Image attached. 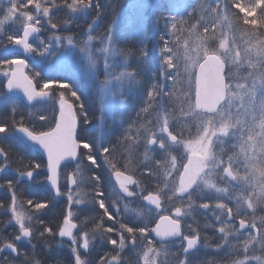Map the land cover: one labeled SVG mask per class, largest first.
<instances>
[{"label":"snow or ice","instance_id":"snow-or-ice-1","mask_svg":"<svg viewBox=\"0 0 264 264\" xmlns=\"http://www.w3.org/2000/svg\"><path fill=\"white\" fill-rule=\"evenodd\" d=\"M235 7L244 14V24H251L254 28H264V0H253L249 5L236 4ZM53 7H58L55 3ZM64 7L71 13L67 20L64 21V26L68 27L69 22H75L77 16L88 18L91 13H95V17L91 19L86 31L87 39L81 42V49H86L88 42L93 40V32L95 26L103 19L105 9L101 5L100 0H65ZM187 10L192 7L195 11V6L183 5ZM202 9H207L203 3L200 4ZM218 7V6H217ZM34 8V15L25 9ZM257 9L260 10V18L257 20ZM210 11L215 12L217 8H211ZM3 12V18L0 19V46L14 45L22 48L26 54L39 53L40 55H51L48 45L39 36L42 31L41 19L49 17L50 9L41 4L40 0H7L4 8L0 9ZM191 16V13H189ZM248 17H253L249 20ZM201 20L204 18L201 17ZM227 19V17H225ZM7 21L19 23L22 26V35L10 34L3 35V25ZM50 27L57 29L59 25L51 22ZM115 23V21H113ZM170 26L172 30L177 29V17L170 18ZM200 23V21H197ZM210 25L205 23L203 31L208 33ZM192 29L196 25L191 26ZM196 35L195 47L185 43L183 49L184 73L187 74L188 88L184 103L187 105V112L181 108L183 115L192 116L198 120L197 131L194 137L185 139V130L180 128L176 130V126L170 123L169 118L165 115L162 122L160 119L161 113H167V103L175 92L176 86L180 83V63L179 54L174 47L169 45V42H164V47L159 49L160 53L165 50L169 53L167 57L159 55L160 67L155 72H148L147 65L149 62L148 46L145 43L139 48V61L144 66V74L148 76L147 80L142 79L140 70L125 69L119 74L112 72L111 68L115 62V45L117 38L109 29L100 39L101 48L97 51L101 53H109L111 50L112 56H105V79L100 81L101 85L112 82L117 85V91L112 92L113 98L120 96V104L125 105L123 90L127 88L129 96L139 95L142 101V107L136 113L137 117L141 113L147 112L149 108H153L157 119L155 122L147 121V127L140 132L143 137L142 146L145 151L146 159L140 162L138 171H147L150 176L157 178V186H163L161 190L155 194H148L143 197L148 204L155 205L160 208L161 197L167 198L175 206L173 215H162L155 228L148 229L147 226H128L124 222H120L119 241L112 237L101 236V240L105 243L119 247L123 252L126 243L131 244L130 251H135L137 248L138 238L141 244L146 242V248L143 254L144 264H155V260H150V254L160 255V252L151 247L153 240L149 238V231L155 233L159 238L161 250L165 249L169 238H181L182 256L177 257V264H213L210 261L195 262L190 259L195 256L201 248H207V241L201 244V236L199 230L193 227V224H187L191 234L182 233V222H187L186 218L193 216L194 208L199 207L203 210L213 208V215L220 222L217 231L220 233L222 243L216 245V251L224 250V246L228 245L229 254L236 249V245L232 243L229 237L238 238L247 233L243 239V259H237L232 264H249L250 261H255L256 264H264V216L257 218L256 210L260 208L264 211V40L256 33L251 35L256 37V43L252 44L244 50H236L235 47H229L227 39H221L216 45L212 41L215 39V34L212 36ZM30 39L39 41L40 47H34L30 43ZM57 44H63L67 40L69 46H75L76 42L72 36L61 37L53 35L49 37ZM163 39V38H162ZM6 41V43H5ZM67 50V49H66ZM193 52L195 53L193 55ZM126 59V58H125ZM8 65H16L14 71H5L3 76L7 77V90L9 93L14 91L22 92L28 102H32L37 98H48L53 100V107L49 116H40L41 120L46 122V131L29 130L21 125L17 130L23 133L33 145L38 146L47 156V173L48 180L52 188L56 189V196L61 193L57 188L58 175L63 162V169H74L73 175L83 172L85 168L92 171L88 167L89 164L96 165L101 154L109 156L115 150L112 145L105 146L102 140H82L77 133L78 122L81 125L91 124L84 103L81 101L80 95L68 82H59L55 84L57 89L67 90L61 91L58 98L53 91L51 94L49 89L52 88L53 82L45 80L40 85V90H37V85L34 84V79L40 75L35 73L33 77L20 72V68H27L28 65L24 59H8L5 61ZM226 65L228 71L226 72ZM173 69L175 71H173ZM198 69V71H196ZM241 69H246L242 72ZM98 79V77H97ZM172 84L169 85L168 81ZM143 93L140 95V93ZM68 95L72 97L69 101ZM58 100V108L56 103ZM239 101V104L234 103ZM235 109V112H233ZM16 111L15 107L12 109ZM78 117H83L78 121ZM103 117V111H100V118L96 128H99L100 119ZM245 117L247 119H245ZM54 125V126H53ZM121 127L123 124L121 123ZM259 131H256V129ZM0 134H10V129L5 124H0ZM122 137L127 140V134L122 133ZM215 138V139H214ZM118 138V142H119ZM229 139H238L240 142V153L244 154V161L240 162L238 154L227 155L225 160L226 148L228 147ZM139 143V137H137ZM233 148L235 144L231 145ZM184 149L185 155L179 156L178 150ZM87 151H82V150ZM78 150H81L78 152ZM251 150V155H249ZM0 157H4L0 163V173L7 174L9 164L6 158V153L0 149ZM186 157V163L184 162ZM179 162V167H178ZM105 163H111L105 161ZM163 166V171H160V166ZM40 163L33 164L29 161V169L20 171L15 179L6 181V186L12 192V218L15 224L18 225V232L6 238L0 236V264H29L33 260L36 245L33 243L34 230L30 225L25 224V220H32L31 216L25 217L22 213L16 210V192L15 188L20 181L27 177L32 178L37 169L42 168ZM98 167H102L99 166ZM115 168V164H112ZM240 167L244 168V174L241 175ZM176 173V178L169 180V177ZM115 175L119 179L123 174L116 171ZM134 174H129L123 177L120 182V188L126 198L138 197L137 188L140 183L137 179H133ZM223 181L226 186L221 187L215 180ZM92 179L96 181V197H104L105 193L100 190L101 176H94ZM71 183H76V180L69 177ZM84 177L81 175V181ZM129 185L137 187L130 188ZM4 187V185H0ZM214 191L217 196V201L214 204L201 202L197 205L196 198L203 200L207 192ZM235 192V212L227 203L220 202V195H228L232 197V192ZM79 196L80 193H77ZM69 202H72V195L69 193ZM83 198L77 199L75 203H83ZM92 203H99V207L104 209V215H107L109 220L113 219V214L109 213L106 207L105 199L98 201L93 198ZM117 203L119 201H116ZM131 202V201H130ZM30 205L32 201L28 202ZM246 206V207H245ZM37 213L49 208V202H37L34 205ZM215 210H219L217 213ZM248 210H251L250 212ZM7 211V209H5ZM125 211H128V205L125 204ZM226 213L227 220H222L221 216ZM116 215H119L117 210ZM74 213L69 210L63 219V224L58 229V236L67 237L72 242L70 249L74 260L73 264H85L81 257V253L77 247H80L87 252L90 248L92 240L89 238L87 231L78 241L77 236H74L73 229L77 228V224L73 222ZM238 219V227L235 224H228L227 221H235ZM259 219V224L257 223ZM205 227H213L206 224ZM108 233L114 231L109 227L105 230ZM127 233V237L124 233ZM50 236L57 235L50 227H45L38 233L39 237H44L45 234ZM139 233V237L137 236ZM95 238V236H93ZM82 241V243H80ZM27 242L32 247V253L24 252L21 255L20 244ZM186 242V243H185ZM45 247L49 246L45 244ZM252 252L249 255V252ZM256 251L260 255H256ZM119 254L112 257V264H119ZM34 264H42L39 259L34 260ZM59 264V262H57ZM100 264H109L107 260L102 259Z\"/></svg>","mask_w":264,"mask_h":264},{"label":"trees","instance_id":"trees-1","mask_svg":"<svg viewBox=\"0 0 264 264\" xmlns=\"http://www.w3.org/2000/svg\"><path fill=\"white\" fill-rule=\"evenodd\" d=\"M50 1H52L53 4L55 3L58 7H54V9L51 10L47 19L48 29L47 27H42V31L39 34L40 37L44 36L45 31L47 32L48 30H50L49 21L55 22L59 25L57 29L53 30L60 36H73L74 33H77L76 37L80 34L83 35L82 30L85 29L86 26L90 23L91 19L95 17V13L93 12L90 14L86 21L76 18L75 22H69V26L66 28L64 26V21L67 20L70 15L69 11L64 7L65 0ZM106 1L108 2L107 4L105 3ZM131 1L132 0H100V3L106 9L108 6L109 9L113 8L112 13L115 14L118 8L122 9ZM251 2H253V0H163L162 3L156 5V7L154 8L152 17H149V15H147V17H144V15L142 14L136 19H133L130 23L122 21L121 25L119 24V27H117L114 33L117 38L115 52L120 58L124 60V62H126L127 70H140L142 79L147 80L148 76L144 74V66L141 65L139 61V48L141 47V44L145 43L148 46V72H155L160 67L161 62L158 59L159 55H163L165 57L169 55L166 50L163 53L159 52V49L164 47L165 41L169 42V45L175 48V50L179 54V70L181 73L180 83L176 86L172 98L168 100L167 103L168 114H171L170 111L173 110L178 111L177 114L172 117V121L173 123H175L178 115L181 112L180 109L184 108L182 106L183 103H179V97H182L183 95L186 96L185 91H187L188 88V86L186 85V77L184 76L182 67V48L183 44L189 38V34L191 33L190 31L192 30L191 26L195 24L196 28L193 29V34L198 32L202 37L212 36L214 33L215 39L212 42L217 45L223 36L221 18L219 14L221 8L224 7L225 10L223 14L225 13V15L228 16L230 26L233 29V35L244 33L256 40V37L252 36L251 34L256 33L257 36H259L260 33H264V28H260L258 26L254 28L251 24H244V14L239 11V8L234 6L236 4L249 5ZM201 3L205 4L207 6V9H202L200 7ZM183 5L195 6V11H193L192 7H188L187 10H185V8L182 7ZM211 8H217V11L212 12L210 11ZM189 13H191V16H189ZM260 15V10L257 9V16L255 18L259 20ZM108 16L109 14L104 12L103 19L97 26H95V30L93 32V40H97L107 31L106 24L110 23L108 20ZM173 16L177 17L178 21L176 30H172L169 23L170 18ZM201 17H203L204 19L201 20ZM248 19L252 20L253 17H248ZM197 21H200V23H197ZM87 22L89 23L87 24ZM205 23L211 26L208 33H205L203 31V25ZM83 39L84 36L79 40L78 38H76L75 42L78 43V41ZM260 39L264 40V36H260ZM44 40L46 44L50 43L48 37H45ZM52 54H54V52ZM0 56H2L1 60L3 62L8 59H13V57L8 52L3 53ZM36 58L37 54L35 56L34 62L29 63L27 74L30 78L33 77L35 73H37V71L34 72V70L31 69L32 66H36ZM5 68H10V65L6 64ZM37 68H39L38 73H40V75L33 81L34 84L37 85V89L40 88V85H42L45 80L52 81L53 84L59 82H68L77 91L78 95H80L81 101L84 103L85 109L92 121L91 124L87 125H81L78 122L77 133L79 134L80 138L82 140H93L99 137V139L102 140L105 146L112 145L115 147V150L111 153L110 156L108 154H101L100 158L97 160L96 165H88V167L92 169L91 172L88 171V168H85L82 172L86 179V187L84 193L87 196L88 204L87 206L80 208L76 212L74 222L77 224V230L75 231L74 236L78 237L79 235H83L84 231H87L89 236H95V238L97 239V241L93 243V246L88 253H81L82 259L85 261V264H100V261L102 259L106 260L109 255L114 256L119 254V264H141V260L145 251L144 248H146L147 245H142L139 238L137 240V248L134 252L130 251V243H126L123 252H121L120 250H118V245L113 246L111 244L105 243L101 240L100 237L110 236L119 241L120 222H124L128 226H147V228L150 230L160 216L170 214L169 211L166 212V208L162 205V201L164 200V197L162 196L159 209H149L147 215H145L142 219L135 221L134 215L132 216L126 213L124 209L126 200L121 193L120 195H117L111 179L112 173L114 171H126L136 175L141 179V182L143 184L141 188L144 193L153 194L161 190V186H156L157 178L155 176H150L147 171H143V174H141V171H138L140 162L143 161V153L145 154L144 148L142 146L143 137L139 134L144 130L145 127L148 126L146 123L147 121L154 122V109L149 108L147 112L141 113V115L137 117L136 113L142 107V101L140 100L139 95H124V97H126V105L122 113L123 117L121 120H119L120 124L113 129H111V124L107 125L105 128V133L100 135L99 129L96 128L98 116V111L96 108V95H94L91 90L86 92L81 83L77 84V82H75V78L70 74L63 77H61L60 74L56 75L55 73L53 75H50V73L46 71L47 69L38 67V63ZM173 71L175 70L173 69ZM78 77L80 78L81 74H79ZM4 82V77H2L0 81V93H4ZM168 83L169 85H171L172 81L169 80ZM49 90H51L52 92L55 91L56 95L58 94V92L60 93L61 91H67L63 89H57L54 86H52V88ZM124 93L127 94L128 91H125ZM142 94L143 93L141 92L140 95ZM68 99L69 101H72V97L70 95H68ZM8 100H10V104L8 106H3L4 108L0 110V124L7 125L12 136V140L4 139L5 137H0V149H3L5 151L6 158L9 164V172H7V174H4L0 180V185H4V187H0V236L11 238V236L16 234L15 227L12 225L9 215V208L12 203V192L8 190L6 181L9 179H15L18 172L20 171H24L26 169L30 170L29 161H31L33 164L40 163L43 165V167L38 169L39 174H35L29 182L22 179L15 188L17 197L16 201L19 204L21 211L24 212L27 217H32V220L29 221V225L34 230L32 239L33 243L36 245V249L33 260L30 261L29 264H34L35 259H39L42 264H57V262H59V264H73L74 259L69 250V243L63 239L58 238L57 236L58 229L63 223V219L67 215V208L63 204L61 195L58 198H55L52 193L44 186L43 179L45 173L43 160H41L36 153L30 151L12 133V130L14 128L20 127L21 125L27 127L29 130H34L37 132L48 130L46 122L44 120H41L39 117L49 116L51 114L53 100L50 99L49 102L45 105L36 104L30 107L26 106L18 99L8 98ZM179 104H181V106H177ZM13 107H15L16 109L14 113L12 111ZM35 107H40L41 112L34 115H30L29 113H27L28 109ZM78 118L79 120L83 119V117ZM121 123L123 124V127H121ZM122 133L127 134V140L122 137ZM137 137H139V143H137ZM118 138H120L119 142ZM3 160L4 157H0V163H2ZM105 161H110L111 163H105ZM112 164H115V168L112 167ZM98 165L102 167H98ZM65 171V169L60 170V178H63ZM94 176L102 177V180L100 182V190L105 193L104 197L95 196L96 181L95 179H92V177ZM36 177L37 182H35ZM148 178L151 181H147ZM37 183H39L38 193ZM59 191L62 194L63 190L60 184ZM93 198H95V200L97 201L99 199H105L106 207H108L109 213L113 214L112 220H109L107 215H104V209H101L99 207L98 202H91L93 201ZM29 201H32L31 205L28 203ZM116 201L119 202L117 203ZM37 202H49V208L42 210L41 213H37L34 207L35 203ZM201 202L207 201L202 200L198 202L197 205ZM140 205L143 204L140 203L139 206ZM172 206H174L173 208H175V206L178 205ZM5 209H7V211H5ZM117 210H119V215H116ZM211 210L212 208L205 211H201L200 209L195 210L194 218L193 216L191 217L192 220L190 224H193L194 219L195 223L193 224V227L199 230L201 236V244H203L206 240L209 245L208 248H205V253H201L200 250L197 255L190 257V259L195 262L206 260L215 264L219 258L217 256L214 257V254L212 253V249H216V245L218 243H222V241L220 240V233L217 231L219 227L215 226L213 220L210 218ZM233 223L235 224L234 221H231L228 224ZM206 224L213 225V227H205ZM45 227H50L53 232L57 233V235L50 236L46 233L44 237H39L38 233ZM109 227L114 229L112 233H108L105 231ZM182 233L186 234L183 226ZM124 235L127 237L128 234L125 232ZM137 236L139 237V233H137ZM239 237L241 238H237L236 242L238 244V250H240L241 246H243L242 241L245 238V233ZM149 238L151 239L150 231ZM180 243L181 239L167 242L165 249L161 250L160 243H156L153 241L151 247L160 252L159 256L154 255L155 264H177V257L183 255L181 252V247L178 246ZM45 244H47L49 247L46 248ZM19 247L21 248L22 257L24 252H28L30 254L32 253V249L30 250V248L32 247L29 244L27 247L23 244H20ZM226 252L229 253L228 245H225L224 250L215 255H222L229 258L230 254H225ZM231 252L232 255H234L236 250H233ZM199 253H201V256H199Z\"/></svg>","mask_w":264,"mask_h":264},{"label":"rangeland","instance_id":"rangeland-1","mask_svg":"<svg viewBox=\"0 0 264 264\" xmlns=\"http://www.w3.org/2000/svg\"><path fill=\"white\" fill-rule=\"evenodd\" d=\"M162 1L163 0H132L126 6H124L122 9L118 8V10L115 14L112 13L113 8L109 9L108 8L109 6L107 7V9L104 8L105 13L109 14L108 20L110 23L106 24L107 31L109 29H111V31L114 34L117 27H119V24L121 25L122 21H126L127 23H130L133 19H136L137 17H139L142 14L144 15V17H147V15H149V17H152L153 16L152 14L154 12V8L156 7V5L162 3ZM6 2H7V0H0V9L4 8ZM40 2L42 5L49 7L50 12H51V10L54 9L52 1L40 0ZM105 3L107 4L108 2L106 1ZM25 10L32 12L34 15H37L35 13L34 8H28ZM224 10H225L224 7L221 8V11L219 14L220 18H221V25H222V30H223L222 39H227L229 47L230 48L235 47V49L241 51V53L243 55L244 50L248 47H251L252 44H255L256 40L252 37H249L247 34H244V33H238L236 35H233V33H232L233 29L230 26L228 16L225 15V13L223 14ZM69 15L71 16L72 14L69 13ZM225 17H227V19H225ZM2 18H3V12H0V19H2ZM39 18L41 19V27H47L48 26V20H47L48 17H43L42 14H39ZM76 18L79 20L80 19L84 20V21H86L88 19V18H84L82 16H77ZM113 21H115V23H113ZM88 23L89 22H87V24ZM88 25L86 26V28L84 27L85 29L82 30L83 35L80 34L76 37L77 33L73 34L72 37L74 38V41H76L75 40L76 38H78V40H79L83 36H84L83 40L87 39L86 31L88 29ZM2 27H3V35L4 36L10 35V34L20 35L22 32V26L19 23H14L12 21L5 22V24ZM47 29H48V27H47ZM190 32L191 33L189 34V38L185 43L191 45L194 48L195 42H196V36H195V34H193V29ZM53 35L60 36L57 32H55L50 27V30H48L47 32L45 31L44 36H42L41 38L44 40L45 37L49 38L50 36H53ZM61 37H63V36L61 35ZM83 40L78 41V43H76L75 46L73 47V46H69L67 44L66 39L64 40L63 44H57L56 41L49 39L50 43H48L47 45H48L51 53L54 52V54H52L51 56L48 54H45L42 56L39 53H34V55L36 56V54H37L36 62L38 63V67L47 69L46 71L48 73H50V75H53L55 73L56 75L60 74L61 77H63L65 75L70 74L75 78V82H77V84L81 83V85L84 87L86 92L91 90L92 93H94V95H96V97H97L96 108L98 111L97 122H98V118H100V111L101 110L103 111V117H102V119H100V124H99V128H98L100 131L99 132L100 135H102L103 133H105V128L107 125L111 124V126H112L111 129H113L120 124L119 120H121L123 117L122 113H123L124 107L126 105V99H125V105L122 107L120 104V96L117 95L115 98H113V96L111 94L112 92L117 91V85L115 83H112V82H108V83H105L103 85H101V83H100V81H104V79H105V71H104L105 56L111 57L112 56L111 50L109 51V53H101V52L97 51L98 49L101 48L99 38L97 40L89 41L87 48L81 49V42ZM5 43H6V41H5ZM185 43L183 44L182 51L184 49ZM10 46L11 45H7L6 48L4 46H0V55L8 52ZM33 46L34 47H40L39 41L34 40ZM194 54L195 53L193 52V55ZM1 59H2V56H0V81H1L2 77H4L3 72L10 70L9 68L8 69L5 68L6 64ZM13 59H17V58L13 56ZM37 63H36V66L31 67V69H33L34 72H36V71L39 72V68H37ZM182 67H183V73H184V61L183 60H182ZM125 69H127L126 62H124V60L122 58H120L115 52V62L111 68L112 72L115 74H119L122 71H124ZM225 71L226 72L228 71V65H226ZM241 71L246 72V69H241ZM79 74H81L80 78L78 77ZM184 76L186 77V85L188 86L187 74L184 73ZM97 77H98V79H97ZM6 79H7V77H4L5 81H6ZM55 84L56 83L53 84L54 87H55ZM180 87H181V85H180ZM39 90H40V88H39ZM125 91H128L127 88H125L123 90V95H128V93L127 94L124 93ZM59 94L60 93L58 92V94L56 95V98H58ZM8 98L9 97H7L4 93H0V110H2L4 108L3 106H8L10 104V100H8ZM179 100H180L179 103L180 102L183 103L182 106L184 107L183 108L184 112H187V105L184 103L185 95H183L182 97H179ZM234 103L239 104V101H234ZM43 105H45V104H43ZM177 106H181V104H179ZM40 112H41L40 107H37V108L35 107V108H31V109L27 110V113H29L30 115H34V114L40 113ZM170 112H171V114L170 113L169 114L168 113H161L160 114L161 122L166 115L169 118L170 123H172L173 125L176 126L177 131H179L181 127L184 128L185 139H189V138L194 137L196 134V131H197L198 120L194 119L192 116L183 115L180 112V114L178 115V118L176 119V122L173 123L172 117L175 116L178 111L173 110ZM233 112H235V109H233ZM156 119H157V116H156V113H154V122L156 121ZM245 119H247V118L245 117ZM14 129L12 130L13 135H14V132H13ZM256 131H259V129L257 128ZM0 137L1 138L5 137L4 139H11L12 140L11 134H7V135L6 134H0ZM232 144H235L236 147L233 148L231 146ZM239 149H240L239 140L238 139H235V140L229 139L228 140V147L226 148L225 160L227 159V155H233L235 153V154H238L239 161L243 162L245 157H244V154L240 153ZM178 155L179 156L185 155L184 149L182 147L178 150ZM249 155H251V150H249ZM185 161H186V157H185L184 162ZM178 167H179V162H178ZM160 171L161 172L163 171L162 165L160 167ZM73 172H74V169L67 171L65 174V177L62 178L63 180H62L61 187H62L63 191L61 194V198H62L63 204L67 208V212L69 210H71L74 213V216H73V222H74L77 210L87 206L88 201H87V196L84 193L85 187H86V179H85L83 173L73 175ZM37 173L39 174L38 170L35 171V174H37ZM240 173H241V175L244 174V168L243 167H240ZM68 174H72L73 179L76 180V183H73L72 188H70L68 186V182H67ZM81 175L84 177L83 182L81 181ZM175 178H176V173H173L172 176L169 177V180H172ZM213 179L215 180V178H213ZM45 180H46V177L44 176V179H43L44 183H45ZM35 182H37V177L35 179ZM215 182L219 183L221 187L226 186L223 181L215 180ZM135 187H137V186L134 185L133 188H135ZM161 187H163V186L161 185ZM38 188H39V183H37V193L39 192ZM117 189L120 190V187L119 188L117 187ZM117 189L115 188L116 193H117V195H120V192L117 191ZM137 192L139 194L138 197L125 198V200H126L125 203L128 205V211H126V213H128L132 216L134 215L135 221L142 219L145 215H147V212L149 210L146 208L145 209L140 208L139 204L142 202L143 197L150 194V193H144V191H142V188L140 186L137 188ZM69 193H71V195H72V202L71 203L69 202ZM77 193H80V195L78 196ZM153 194H155V193H153ZM217 196H218V194H216L214 191H210L204 195L203 200L207 201L210 204H214V202L217 201ZM81 198H83V200H84L83 203H80V204L75 203V201L77 199H81ZM196 200H197V203L202 201L199 197H197ZM219 201L227 203L228 206L232 207L234 212H235V203L236 202H235V192L234 191L232 192L231 198H229L228 195H220ZM162 205L166 208V212L169 211L170 214L175 210V208H173L174 206H172L173 204L170 201H168L167 198H165V197H164V200L162 201ZM15 207H16L17 212L22 213L25 217H27L25 215V213L21 211L17 201H16ZM11 208H12V203H11V206L9 208V215L11 218V223L15 227V230L17 233L18 232V225L15 224V221L12 218ZM124 209H125V205H124ZM198 209H200V208L197 206L194 208L193 211L198 210ZM213 211H214V209L212 208V210L210 211V218L213 220L214 225L218 226V227L222 226L220 224V222L216 219V217L213 215ZM215 211L217 213H219V210H215ZM248 211L250 212L251 210H248ZM256 216H257V218L264 216V211H262L260 208H257ZM191 217L192 216H189L186 218V221H187L186 223L182 222V226L184 227L186 234H191L190 229L187 227V224H190V222L192 220ZM221 219L222 220L227 219L226 213H224L221 216ZM135 223H137V222H135ZM257 223L259 224V219H257ZM25 224L29 225V220L26 219ZM62 224H61V226H62ZM246 235H247V233L245 234V236ZM81 236L82 235H79L77 237L78 241L80 240ZM89 238L92 240V242L90 244L89 250L86 253H88L91 250L93 243H95L97 241L96 238H93L91 236H89ZM229 238H230V240H232V243L234 245L238 246V244L236 243L237 238H233L231 236ZM238 238H241V237H238ZM80 243H82V241H80ZM23 245L27 247L28 243L25 242V243H23ZM69 245H70V247H69V250H70L72 247V242H70ZM142 245H146V242H144V244H142ZM178 246L180 247L181 243ZM77 247H78L80 253H82L79 243H78ZM31 249L32 248H30V250ZM238 249L239 248L236 247V249H235L236 252L234 253V255H232V252H231L229 258L224 257L222 255L221 256L215 255L217 253H220L221 251L217 252L216 249H212V253L214 254V257L215 256L219 257L215 264H232V262L237 260V259H243L244 255H245L242 251L243 246H241L240 250H238ZM144 250H145V248H144ZM205 252H206V249L201 248V253H205ZM201 253H199V256H201ZM225 254H229V253L226 252ZM251 254H252V252L250 251L249 255H251ZM255 254L260 255V252L256 251ZM71 255H72V253H71ZM154 255H155L154 253L150 254L149 259L155 260ZM72 257H73V255H72ZM112 257H113L112 255H109V257L106 258V260L109 262V264H112ZM73 259H74V257H73ZM141 261H142L141 264H144V258H142ZM30 264H32V263H30ZM249 264H256V262L250 261Z\"/></svg>","mask_w":264,"mask_h":264},{"label":"water","instance_id":"water-1","mask_svg":"<svg viewBox=\"0 0 264 264\" xmlns=\"http://www.w3.org/2000/svg\"><path fill=\"white\" fill-rule=\"evenodd\" d=\"M21 35H22V33H21ZM34 41V39H30V43H32ZM9 52L11 53V54H14V55H17V56H20V57H22V59H24L25 60V62L27 63V61H30V60H33V54H26V53H24L23 52V50H22V48H19L18 46H14V45H11L10 46V48H9ZM17 69V66L16 65H11V70L10 71H14V70H16ZM26 70H27V68H20L19 69V71L20 72H23L24 74H26L27 75V73H26ZM9 71V72H10ZM196 71H198V69L196 70ZM8 79V78H7ZM3 90H4V93L6 94V96H8V97H12V98H17V99H19V100H21L24 104H26L27 106H32V105H35V104H43V103H46V102H48L49 101V99L48 98H37V99H35L34 101H32V102H28L27 101V98L26 97H24V95H23V93L22 92H19V91H14V92H12V93H9L8 92V90H7V80L5 81V83H4V88H3ZM39 91V90H38ZM50 92V94H51V91H49ZM57 108H58V102H57ZM19 127H17V128H15V130H14V134H15V136L26 146V147H28L32 152H35V153H37V154H39L43 159H44V161H45V165H46V169H45V174H46V180H45V186L48 188V190L53 194V196L54 197H58V196H56V189H54V188H52V186H51V183H50V181L48 180V173H47V156H46V154L38 147V146H35V145H33L32 144V142H30L28 139H27V137L23 134V133H20L17 129H18ZM186 163V162H185ZM63 166V162H62V165H61V167ZM58 171H60V170H58ZM8 172V171H7ZM4 174H2V173H0V179H1V177L3 176ZM34 175H35V173H34ZM33 175V176H34ZM123 175L118 179L117 178V176L115 175V178H116V180H121V181H123ZM26 181H29L30 179L29 178H27V177H25L24 178ZM69 182H70V180H69ZM123 182H126V181H123ZM72 184H71V182H70V185L69 186H71ZM57 188L59 189V175H58V183H57ZM144 204H146L149 208H151V209H157L156 207H155V205H150V204H148V202H147V200H145L144 199ZM201 210H203V209H201ZM160 219V218H159ZM159 219L156 221V224L159 222ZM229 222V221H228ZM156 224L153 226V228H155L156 227ZM77 229V228H76ZM76 229H73V232L74 231H76ZM150 235H151V239L154 241V242H156V243H159L158 241H159V238L158 237H156L155 236V233H152V232H150ZM58 236V235H57ZM58 238H60V239H64V240H66L67 242H71V240H69L67 237H63V238H61V237H59L58 236ZM179 239H181V238H179V237H177V238H169V241L168 242H172V241H176V240H179ZM186 243V242H185ZM81 252L83 253V254H85L86 252L84 251V249L81 247Z\"/></svg>","mask_w":264,"mask_h":264},{"label":"flooded vegetation","instance_id":"flooded-vegetation-1","mask_svg":"<svg viewBox=\"0 0 264 264\" xmlns=\"http://www.w3.org/2000/svg\"><path fill=\"white\" fill-rule=\"evenodd\" d=\"M51 93H52V91H51ZM48 103V102H47ZM56 108H57V104H56ZM78 120H79V118H78ZM17 128V127H16ZM15 130V129H14ZM14 132V131H13ZM77 132H78V126H77ZM15 135V134H14ZM16 137V136H15ZM17 138V137H16ZM18 139V138H17ZM82 150V149H81ZM81 150H78V152L79 151H81ZM82 151H85V150H82ZM37 154V153H36ZM39 157H40V159L41 160H43V162H44V173H45V169H46V165H45V161H44V159L39 155V154H37ZM146 159V156H145V154L143 153V161ZM63 169V166L61 167V169L60 170H62ZM72 168H69V169H66V171H65V174H66V172L67 171H69V170H71ZM38 170V169H37ZM8 172H9V169H8ZM115 172L116 171H114L113 173H112V176H111V179H112V184H113V186H114V188H116L117 189V187L119 188L120 187V182H121V180H116V178H115ZM122 174H123V176H127V175H129V174H132V173H129V172H126V171H120ZM35 173V172H34ZM70 173V172H69ZM38 174V173H37ZM59 174H60V171H59ZM65 174H64V176L63 177H65ZM69 177H72L73 178V175L72 174H68V176H67V182H68V186L70 185V182H69ZM133 179H137L138 181H139V183H140V187H142L143 186V184H142V182H141V179L140 178H138L136 175H133ZM1 180V179H0ZM25 180V179H24ZM62 178H60V176H59V184L61 185L62 184ZM151 181L149 178L147 179V181ZM125 183H127V182H125ZM72 185L71 186H69L70 188H72L73 187V183H71ZM44 186H45V184H44ZM129 187L130 188H133L134 187V185H129ZM117 191H119L123 196H124V198H126L125 197V194L122 192V190H121V188H120V190L119 189H117ZM147 196V195H146ZM145 197V196H144ZM144 199H142V202H141V204H143V205H140L141 206V208L142 209H144V208H146V209H150L146 204H144ZM171 215H173V212L171 213ZM231 222V221H230ZM235 226L236 227H238V219H236L235 221ZM246 234V233H245Z\"/></svg>","mask_w":264,"mask_h":264}]
</instances>
